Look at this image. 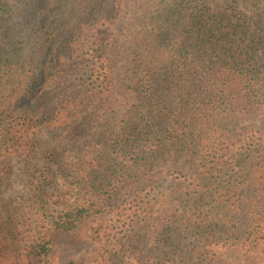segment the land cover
Segmentation results:
<instances>
[{"label": "trees", "instance_id": "16d2710c", "mask_svg": "<svg viewBox=\"0 0 264 264\" xmlns=\"http://www.w3.org/2000/svg\"><path fill=\"white\" fill-rule=\"evenodd\" d=\"M16 1L13 8L0 0V116L35 93L55 55L58 63L72 56L87 64L82 94L73 91V96L89 103L92 112L85 108L79 118L99 119L104 108L107 119L97 133L87 132L93 139L78 148L74 160L57 149L45 152L50 165L31 174L27 207H14L8 216L11 244L0 249V264L43 262L52 231L91 219L92 238L105 247L104 264H212V249L229 240L264 256V185L237 193L256 177L257 166L264 178V122L236 133V123L252 119L264 105V0H161L146 8L134 35L136 79L127 91L129 102L118 112L107 47L120 7L101 9L104 21L88 27L78 4L89 0H40L41 10L30 5L32 0ZM16 14L34 32L32 48L34 28L46 27L45 40L34 51L36 77L34 70L22 75L18 53L1 45L2 38L15 41L7 22ZM34 127L36 122L6 129L0 182L7 158L35 147ZM181 159L188 162L189 176L158 193L151 169ZM230 194L243 196L245 205H223ZM241 213L246 214L243 230L229 232V223ZM189 218L202 220V245L184 255L180 230L187 229ZM145 247L158 251L150 263L141 257ZM165 258L167 263H159Z\"/></svg>", "mask_w": 264, "mask_h": 264}, {"label": "rangeland", "instance_id": "374dc122", "mask_svg": "<svg viewBox=\"0 0 264 264\" xmlns=\"http://www.w3.org/2000/svg\"><path fill=\"white\" fill-rule=\"evenodd\" d=\"M2 1H7L11 7L16 8V0ZM159 1L161 0H89L84 2L80 1L78 4V13L87 22L85 25H88V27L98 21H104L101 18V9L104 11L115 6L120 7L118 16L113 17L114 22L110 30L112 39L107 47L109 64H111L112 70L114 71L116 82L115 97L117 101L114 110L117 112L121 111L123 106L129 102L130 95L127 91H129V86L136 79L132 69L134 35L140 28V21L145 9L154 8ZM26 2L29 3L28 0ZM30 5L38 10L44 7L40 0H32ZM24 21L22 15L20 17L19 14H16L14 18L7 22L11 37H14L15 41L11 44L8 37L6 39L2 38L1 45H7L10 51L18 53L16 59L20 61L18 65L22 75L25 73L31 75L34 70V77H36L35 72L37 70H35V66L38 64L39 55H36L34 51L45 40L46 27L43 28L39 24L38 27L34 28L37 31V36L34 41V47L32 48L29 37L34 32L24 27L26 24ZM50 57V73L47 74L43 83L39 84L40 87L35 93L34 90H31L30 96L22 97L21 101L16 102L0 116V142L6 135V129L12 126L18 129L26 128L29 124L36 122V127L31 130H37V136L34 141L35 147L24 156L11 155L7 158L8 160L4 166L6 174L0 182L1 250H4L11 244L7 222L12 209L14 207L21 209L28 205V199L31 195L29 181L31 174L37 167H48L50 165L44 157L45 152L47 150L57 149L58 151L64 152L69 160H74L75 152L78 148L93 139L90 136L88 138L87 132L90 134L97 133L102 127L106 126L105 122L107 117L104 116V108H102L101 118L99 119L90 121L89 119H85V117L79 118L80 113L85 108L90 113L92 112V107H90L89 103H82L81 100L74 99L73 96V91L78 92L76 95L82 94L79 91L82 87V77H86L87 64L78 62L72 56L68 57L67 60H63L61 63H58L55 55H51ZM55 75L57 76L55 77ZM35 95H37L36 98ZM32 97L35 100L30 101ZM97 106L98 103H95L93 110ZM263 122L264 105H262V109L258 112V115L252 119L244 117L239 120L236 123V133H241V129L245 126L250 124L259 126ZM86 129L88 130L86 131ZM256 142L258 141L256 140ZM255 169L256 173L254 174L256 177L248 182V186L245 185V189L237 188L238 196H240V191H243V194L249 190L254 191L257 189L256 187H259L257 185L259 182H261V187L264 185V178L260 180L262 179L260 176L262 175L263 168L261 169L260 166H257ZM189 172L188 162L181 159L178 161L170 160L160 162L151 169L149 175L154 182L156 191L158 193L160 191L167 193L175 183L180 181L184 182L189 176ZM239 179L240 177L236 178V180L234 179V183H238L240 181ZM63 184V180L60 179L59 187L61 189H65ZM49 190L52 192L57 191L56 187L55 189L51 187ZM125 194L120 196L117 201L121 202ZM243 199V196L239 199L237 196H231L230 194L221 201L223 205H228L229 208L235 204L243 207L245 205V200ZM245 215L241 213L239 218L232 220L227 230L230 229L229 232L238 231L240 233V230L244 228ZM200 221L202 220L192 218L189 221L190 225L187 229L185 231L180 230V237L184 241L181 243L184 249V255L185 253L197 250L202 245V234L200 232L204 228ZM93 225L94 221L91 219L84 221L78 227L71 230L52 231L50 251L46 260L38 264H70L72 261L79 264H104L102 257L105 247H100L92 238ZM194 225H198V227ZM238 244L234 243L233 240H229L227 243L219 242L212 249L215 254L210 262L212 264H264V256H259L258 252L255 253L254 251L246 250L245 247ZM145 249L141 257H144L143 262L150 263V261L152 262L153 256L158 254V251L153 250L154 253H151L149 250L151 248L145 247ZM182 257L183 255L178 260L182 261ZM165 262L166 258L159 261V263Z\"/></svg>", "mask_w": 264, "mask_h": 264}]
</instances>
